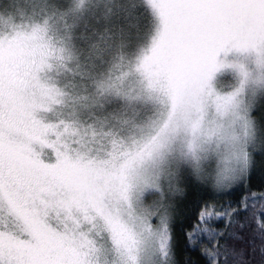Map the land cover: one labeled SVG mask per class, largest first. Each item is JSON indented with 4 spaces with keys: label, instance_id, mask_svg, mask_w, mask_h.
<instances>
[{
    "label": "snow or ice",
    "instance_id": "6c2138e0",
    "mask_svg": "<svg viewBox=\"0 0 264 264\" xmlns=\"http://www.w3.org/2000/svg\"><path fill=\"white\" fill-rule=\"evenodd\" d=\"M0 264H264V0H0Z\"/></svg>",
    "mask_w": 264,
    "mask_h": 264
}]
</instances>
